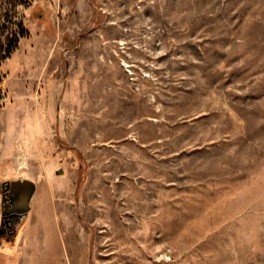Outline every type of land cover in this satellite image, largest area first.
<instances>
[{
	"label": "rangeland",
	"instance_id": "rangeland-1",
	"mask_svg": "<svg viewBox=\"0 0 264 264\" xmlns=\"http://www.w3.org/2000/svg\"><path fill=\"white\" fill-rule=\"evenodd\" d=\"M18 176L0 264H264V0H0Z\"/></svg>",
	"mask_w": 264,
	"mask_h": 264
},
{
	"label": "water",
	"instance_id": "water-1",
	"mask_svg": "<svg viewBox=\"0 0 264 264\" xmlns=\"http://www.w3.org/2000/svg\"><path fill=\"white\" fill-rule=\"evenodd\" d=\"M36 189V180L28 176L7 178L1 182V213L10 214L14 232L27 216ZM6 194L8 196L7 203H5Z\"/></svg>",
	"mask_w": 264,
	"mask_h": 264
},
{
	"label": "flooded vegetation",
	"instance_id": "flooded-vegetation-1",
	"mask_svg": "<svg viewBox=\"0 0 264 264\" xmlns=\"http://www.w3.org/2000/svg\"><path fill=\"white\" fill-rule=\"evenodd\" d=\"M6 194V200L5 203L8 202ZM6 208V206H4ZM14 232V225L12 224V221L10 220V214H2L1 215V224H0V233L2 235H9Z\"/></svg>",
	"mask_w": 264,
	"mask_h": 264
},
{
	"label": "trees",
	"instance_id": "trees-1",
	"mask_svg": "<svg viewBox=\"0 0 264 264\" xmlns=\"http://www.w3.org/2000/svg\"><path fill=\"white\" fill-rule=\"evenodd\" d=\"M24 32V30H22ZM14 45L9 44L6 48L5 56H9L11 51L13 50Z\"/></svg>",
	"mask_w": 264,
	"mask_h": 264
}]
</instances>
